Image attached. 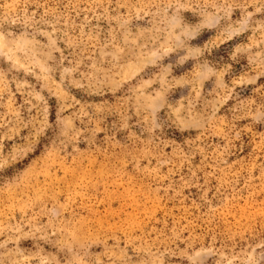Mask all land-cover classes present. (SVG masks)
Here are the masks:
<instances>
[{
  "label": "rangeland",
  "instance_id": "rangeland-1",
  "mask_svg": "<svg viewBox=\"0 0 264 264\" xmlns=\"http://www.w3.org/2000/svg\"><path fill=\"white\" fill-rule=\"evenodd\" d=\"M0 264H264V0H0Z\"/></svg>",
  "mask_w": 264,
  "mask_h": 264
}]
</instances>
